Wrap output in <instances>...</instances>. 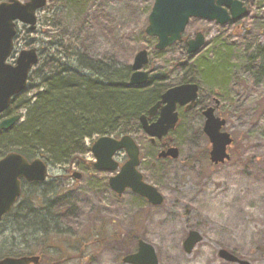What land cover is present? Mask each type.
<instances>
[{
	"label": "rangeland",
	"instance_id": "obj_1",
	"mask_svg": "<svg viewBox=\"0 0 264 264\" xmlns=\"http://www.w3.org/2000/svg\"><path fill=\"white\" fill-rule=\"evenodd\" d=\"M251 1L248 14L232 25L191 19L184 37L193 39L202 32L206 38L193 56L185 42L155 49L157 38L145 32L154 0H47L37 14L36 30L18 24L11 63L21 50L41 53L47 43L84 45L92 58L113 54L130 65L145 49L149 63L144 70L152 69L151 78L166 80L168 88L185 76L200 84L201 102L209 95L221 100L217 114L226 119L224 129L234 139L230 160L212 164L200 110L183 113L178 107L181 123L169 133L168 144L177 146L180 156L158 160L161 148L151 147L137 121L131 122V135L141 147L140 170L163 194L161 205L130 189L119 196L109 185L118 170L97 171L91 151L97 137L86 139V152L73 163L49 164L45 184H24L27 193L45 192L58 200L51 213L59 232L48 240L42 264H129L123 259L138 251L139 240L154 247L159 264H238L224 260L221 249L264 264V77H256L259 62L249 58L254 47H264V0ZM219 41L227 50L216 45ZM208 56L227 60L222 79L209 78L199 67L198 59ZM213 83L222 87L221 95L212 90ZM115 159L122 165L128 157L121 150ZM73 172L82 178L75 179ZM23 215L16 208L0 222V258L31 251L24 243ZM190 231H198L203 240L188 254L183 244ZM34 250L31 254H40Z\"/></svg>",
	"mask_w": 264,
	"mask_h": 264
},
{
	"label": "water",
	"instance_id": "obj_2",
	"mask_svg": "<svg viewBox=\"0 0 264 264\" xmlns=\"http://www.w3.org/2000/svg\"><path fill=\"white\" fill-rule=\"evenodd\" d=\"M244 0H154L152 11L148 17L147 35L158 39L155 49L163 51L177 42L183 40L191 18H200L215 21L222 26L243 18L248 9L243 5ZM47 0H5L0 2V114L11 105L13 98L22 93L28 84L30 73L39 61L37 49L22 50L16 63L9 62L14 52V40L17 35V24L23 23L35 30L37 26V12L44 8ZM228 9H231L230 15ZM206 43L205 35L201 32L194 39L188 41V53H198ZM149 63L147 50L137 53L132 64L133 73L129 80L130 86H144L149 82L151 70H143ZM199 85L196 83H183L174 86L163 93L161 100L149 109V115L143 114L140 118L144 131L155 142L162 139L169 132L175 130L179 124L178 106H185L189 111L196 107ZM158 114L155 121H150ZM206 117L204 132L212 144L210 160L215 163H224L229 160L228 147L233 143L231 134L224 131L226 120L215 115L212 107L204 111ZM21 115H15L0 122V130L13 127ZM125 150L128 160L120 167L114 158L117 152ZM92 152L96 158L94 167L98 171L115 172L109 179L111 188L119 195L125 190L145 197L153 205H161L164 196L153 185L144 181L143 174L138 170L140 165V147L131 135L120 138L102 136L93 146ZM180 151L176 146L163 150L160 158L177 159ZM48 176V166L41 158L29 161L19 152L12 151L0 159V221L8 214L22 194V180L29 182H43ZM76 179L81 178L80 173H74ZM203 240L198 231H190L184 249L190 254L195 246ZM220 256L229 262L238 264H252L248 260L239 258L235 254L221 249ZM40 255L12 257L0 259V264H40ZM124 262L129 264H159L154 247L140 240L138 251L127 255Z\"/></svg>",
	"mask_w": 264,
	"mask_h": 264
},
{
	"label": "trees",
	"instance_id": "obj_3",
	"mask_svg": "<svg viewBox=\"0 0 264 264\" xmlns=\"http://www.w3.org/2000/svg\"><path fill=\"white\" fill-rule=\"evenodd\" d=\"M47 45L41 49L40 61L30 75L27 89L13 99L4 115L24 112L22 120L14 127L0 131V157L17 151L29 160L41 157L50 165L71 164L86 152V139L131 133L133 121H137L141 129L140 116L148 112L167 89L166 80L154 78L146 87L130 86L131 65L120 62L113 54L97 59L88 54L84 45ZM216 45L226 50L229 47L221 41ZM211 58L200 57L199 67H204L203 73L209 78L222 79V71L227 75V60L222 56ZM249 58L259 62L254 71L256 77H264V47H254ZM176 68L187 72L185 67ZM186 81L194 79L184 76L182 82ZM211 88L222 93V87H215L214 83ZM30 93L32 96L28 97ZM53 197L45 192L23 191L21 200L12 210L19 208L25 213L21 220H24V243L27 250H31L28 255L33 248L37 249L34 252L45 255L51 235L59 232L55 214L51 213L58 202ZM9 255L18 254L4 253L1 257Z\"/></svg>",
	"mask_w": 264,
	"mask_h": 264
},
{
	"label": "flooded vegetation",
	"instance_id": "obj_4",
	"mask_svg": "<svg viewBox=\"0 0 264 264\" xmlns=\"http://www.w3.org/2000/svg\"><path fill=\"white\" fill-rule=\"evenodd\" d=\"M243 5L244 6H246L247 8H248V10L250 9V5L252 6V1L251 0H244L243 1ZM228 12H229V14L231 15L232 14V12H231V9H228ZM236 22L235 21H232V22H230L228 25H232V24H235ZM227 25V26H228ZM151 81H149V83H150ZM198 83V82H197ZM199 84V83H198ZM200 89H201V86H200V84H199V91H200ZM215 92V94L217 95L218 94V96L219 95H221V92L219 91V90H215L214 91ZM200 93V92H199ZM162 96V95H161ZM161 96H160V98L154 103V104H156L159 100H161ZM199 98H200V94H199V96H198V100H197V105H196V107L195 108H193L192 110H189V111H186L185 110V106H179L182 110H183V113H190V112H192V111H194V110H200V112H201V114H202V116L204 117V124H205V121H206V118H205V115H204V111L207 109V108H209V107H212V108H214L215 109V114L216 115H218L217 113L219 112V109H220V105H221V100L220 99H218V98H216V96H213V95H209V97H208V100H207V102L205 103V100H202V102L199 100ZM153 104V105H154ZM206 104V105H205ZM151 108V107H150ZM149 108V109H150ZM178 112H179V110H178ZM145 115H149V110H148V112H146V113H144ZM180 114V113H179ZM143 115V114H142ZM141 117V116H140ZM157 117H158V114H156L154 117H152L151 119H150V121H153V120H156L157 119ZM181 117V116H180ZM139 120H140V118H139ZM139 123H140V121H139ZM141 124V123H140ZM205 134V133H204ZM147 138V140H148V142L151 144V145H153V146H151V147H159V148H161V151H163V150H166V149H168L169 147H170V145L168 144V140H166V139H161V140H156L155 142H152L151 141V138H149V137H146ZM208 141H209V139H208ZM158 143H160L159 145H156V144H158ZM156 145V146H155ZM160 151V152H161ZM159 152V153H160ZM159 153H158V155H159ZM158 155H157V159L158 160H166V159H171V158H162V159H159V157H158ZM142 160H143V158H141V162H142ZM219 165V164H218ZM141 166V165H140ZM153 166H155V163H153Z\"/></svg>",
	"mask_w": 264,
	"mask_h": 264
}]
</instances>
